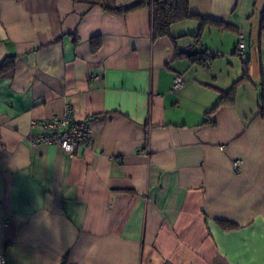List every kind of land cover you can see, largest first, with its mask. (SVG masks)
<instances>
[{
  "label": "crops",
  "instance_id": "1",
  "mask_svg": "<svg viewBox=\"0 0 264 264\" xmlns=\"http://www.w3.org/2000/svg\"><path fill=\"white\" fill-rule=\"evenodd\" d=\"M262 12L189 0L190 17L154 38L148 8L0 0L7 264H264ZM67 107L91 124L88 144L31 140V122Z\"/></svg>",
  "mask_w": 264,
  "mask_h": 264
},
{
  "label": "built area",
  "instance_id": "2",
  "mask_svg": "<svg viewBox=\"0 0 264 264\" xmlns=\"http://www.w3.org/2000/svg\"><path fill=\"white\" fill-rule=\"evenodd\" d=\"M132 0H115L114 5H126ZM187 51L190 53H196L197 49L195 45H190L187 47ZM235 55L240 58L245 56V40L242 35L239 36ZM204 60L207 62L210 58ZM182 86V78L177 75L173 81V90L180 89ZM39 126L43 129V132L32 134V141H39L43 144H54L60 146L65 151L71 153L78 145H86L93 139L94 130L91 124L84 120L73 119L71 109L67 107L64 113L57 116H52L48 119H43L40 121L31 122L30 126ZM223 149L224 147H220ZM240 166V161L234 162V167ZM0 264H7L6 258L3 254H0ZM76 264V263H68ZM164 264H173L169 261L164 262Z\"/></svg>",
  "mask_w": 264,
  "mask_h": 264
},
{
  "label": "trees",
  "instance_id": "3",
  "mask_svg": "<svg viewBox=\"0 0 264 264\" xmlns=\"http://www.w3.org/2000/svg\"><path fill=\"white\" fill-rule=\"evenodd\" d=\"M91 4H100L105 6L111 11L117 13H126L129 11L137 10L140 8H148L150 10L151 17V32L152 36L158 37L163 35H169L170 26L178 21L187 19L190 17L189 13V0H133L126 5H114L115 0H87ZM260 30L264 32V12L260 14ZM189 58L192 61H200L205 63L206 56L209 53H196L187 52ZM9 63V62H8ZM0 65V72L5 65Z\"/></svg>",
  "mask_w": 264,
  "mask_h": 264
}]
</instances>
